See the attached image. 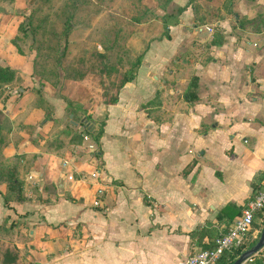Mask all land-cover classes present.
I'll list each match as a JSON object with an SVG mask.
<instances>
[{"label":"crops","instance_id":"1","mask_svg":"<svg viewBox=\"0 0 264 264\" xmlns=\"http://www.w3.org/2000/svg\"><path fill=\"white\" fill-rule=\"evenodd\" d=\"M186 1L172 0L179 6ZM50 2L77 5L0 0V66L14 71L4 101L0 96V156L15 165L22 186V200L14 201L0 182L1 240L16 249L19 264H185L263 182L264 30L244 35L242 45L229 36L218 46L190 47L187 69L197 77L191 102L182 98L188 79L170 78V67L186 49L180 42L194 34L192 9L168 25V39L148 42L116 102L97 103L104 116L99 158L106 184L93 206L95 186L85 177L91 167L87 154L77 152L85 140L54 144L64 126L58 108L64 112L65 105L35 76L28 50L20 53L12 43L28 15L57 17H44ZM196 29L195 36L208 42L210 33ZM180 60L175 63L187 64ZM154 97L163 121L138 109ZM260 220L258 213L250 240L258 237Z\"/></svg>","mask_w":264,"mask_h":264},{"label":"rangeland","instance_id":"2","mask_svg":"<svg viewBox=\"0 0 264 264\" xmlns=\"http://www.w3.org/2000/svg\"><path fill=\"white\" fill-rule=\"evenodd\" d=\"M66 1L62 0V3ZM186 3L193 11L190 28L197 31L196 27H204L210 38L223 32L224 40L230 36L235 38L233 42L242 45L246 44L244 35L264 30V0H187ZM54 6L53 2L44 5L43 13L44 17L56 14L55 19L46 21L35 13L31 14L19 22V27L16 26L18 32L15 31L12 39L16 40L20 53L22 48L28 50L38 68L35 76L42 78L49 88H54L55 94L62 99L64 112L58 108L64 123L62 131L71 132V141H75L85 124L93 130L91 134L102 128L104 116L96 109L97 103L103 97L113 95L122 75L127 70L132 71L130 63L134 57L144 53L150 40L164 37L161 19L168 21V33V25L178 18L177 5L172 0H77V5L70 8L71 23L67 34L63 33L67 9L63 11L60 5ZM195 31L179 45L187 49L202 46ZM193 53L190 50L186 56L182 55L187 64L172 62L170 70L175 69V72L170 78L185 79L192 74L187 68ZM51 111L46 107L45 118ZM68 114H71L70 118H67ZM84 140L77 152L87 154L92 169L94 160L90 152L94 144L89 138ZM253 222L252 226L255 225ZM0 236L1 251L5 243L1 239L5 235L0 233Z\"/></svg>","mask_w":264,"mask_h":264},{"label":"trees","instance_id":"3","mask_svg":"<svg viewBox=\"0 0 264 264\" xmlns=\"http://www.w3.org/2000/svg\"><path fill=\"white\" fill-rule=\"evenodd\" d=\"M74 1L77 4V0H74ZM68 6L63 8V11L65 9H67V12H68V14L66 16H65V14L63 15V17L65 16L63 18V22H64L63 23L64 24L63 25V33L64 34L65 33L67 34L70 30L69 27H70L71 22H70L69 16H71V11L75 7V6H73V7L72 6L68 7ZM186 7H187V3L183 4L181 6L177 5L176 6V13L179 15L181 13V11H183ZM70 8H72L71 11H70ZM30 16H31V14L28 17H30ZM176 19L174 18V21L172 22V24L176 23V21H177ZM161 22L163 24L162 35L166 39H168L169 35L167 33V27H166V24L168 23V21L161 19ZM19 25L20 24H18V27H19ZM24 27H27V26H24ZM17 32H18V29H17ZM255 33H258V30H256ZM17 38H18V36H17ZM224 38H225V34L223 32H221L216 37L212 36L208 40V42L202 44V46L200 45L199 48H208L209 46L221 45L224 41ZM236 38H237V36H236ZM12 43L16 44V40L12 39ZM16 47L18 48V46H16ZM187 50L188 49L186 48L179 55H175L174 62L181 61L180 59L182 58V55L185 53L183 56H186V53H189V51L187 52ZM190 55H192V54H189L188 56H190ZM142 56H143V52H141L140 54H138L134 57L133 61L130 63V68L132 69V71L130 72L129 70H127V72L122 75L121 80L119 81V83L114 88L113 95L110 98L103 97L102 103H104L106 105H110V104H114L116 102L118 90L122 87V85L125 82L131 81L134 78L135 73H136V69L142 62ZM180 56H181V58H180ZM204 59L206 61L211 60V58L208 55H206L204 57ZM32 64H33V61H32ZM33 66H34V73L36 74L38 68L35 67V64H33ZM128 72H130V73H128ZM13 78H14V71H12L11 69H9L6 66H4V67L0 66V96H1L2 101H4V99L6 97V95L2 96L3 90L8 88L7 85L8 84L10 85V83H12L11 81ZM39 79H42V78H39ZM187 79H188V82H187V85L185 87V90L182 93V98L185 101L191 102V101L196 100V98H197V95H196L197 77H196V75H194V73H192L188 76ZM157 96H158V93H156V97ZM157 98L154 97L151 100H147L144 103L139 104L138 109L142 110L147 116H149V117L152 116L154 119H156V121H161V120L163 121V118L161 117V114L159 112V108L156 107V102L158 101ZM46 107L50 108V106L48 104H45V109H46ZM157 112H159V113H157ZM46 113H48V112H45V115H46ZM90 128H91L90 126H87L85 124L84 129L82 128L83 132L82 133L78 132L80 134H79V136L76 135L78 139L75 141H71V139H72V138H70L71 132L69 133V131L64 132L61 130L60 134H57L56 138H54V140H53L54 144H56V146H61L65 142L78 143L81 140H83L84 138H89L94 144V148L91 150L90 156L96 161L97 165H101V161L99 158L100 157V155H99V151H100L99 150L100 149L99 138L102 134L103 126H102V128H99V130L97 132L92 133V134H91V132L93 130H90ZM66 134H68V135H66ZM64 137H66V140H64ZM0 142H1V138H0ZM0 182H3L5 184L6 191L8 194L11 195L12 200H14V201H21L22 200V186H21V182L19 181V178H18V172L16 170V167L14 164H6V163L2 162L1 156H0ZM7 200H8V198H5V197L3 198L4 205L7 204V202H8ZM258 213L261 214V220L259 221V226H261L263 218H264V209H261L260 211L256 212L253 215L251 223H252V221H254L253 223H255V217ZM251 223H250L249 230L246 231L245 235L243 236L241 244L237 248H235L229 252L223 253L214 264H231L233 259L243 249L251 246L255 242V240H250V233L252 231V228L254 227L251 225ZM255 225H256V223H255ZM2 228H3V226L0 225V230H2ZM212 245H213L212 242L206 241L204 245H200V249H210L212 247ZM2 247L3 248H1V251H0V264H17L16 249L14 247L10 246L8 243L7 244L4 243V245ZM251 263H257L258 264V260H257L256 255L253 256V261Z\"/></svg>","mask_w":264,"mask_h":264},{"label":"built area","instance_id":"4","mask_svg":"<svg viewBox=\"0 0 264 264\" xmlns=\"http://www.w3.org/2000/svg\"><path fill=\"white\" fill-rule=\"evenodd\" d=\"M67 163V160L63 161V164ZM88 178L92 180L95 186L91 204L99 206L101 197L105 192L106 182L102 177V168L96 162L89 172ZM261 178L263 180L261 186L245 200L239 214L217 234L212 241V247L210 249L197 248L191 251L185 259V264H214L223 253L229 252L241 244L243 236L249 230L253 215L264 209V173H262ZM254 255L257 256L258 264H264V245L245 261L251 263Z\"/></svg>","mask_w":264,"mask_h":264},{"label":"water","instance_id":"5","mask_svg":"<svg viewBox=\"0 0 264 264\" xmlns=\"http://www.w3.org/2000/svg\"><path fill=\"white\" fill-rule=\"evenodd\" d=\"M69 118L71 117V114L68 115ZM72 124H76V122H73L70 120ZM264 245V218L262 221L261 229L258 234V237L256 238L255 242L243 249L231 262V264H242L247 258L255 254L262 246Z\"/></svg>","mask_w":264,"mask_h":264}]
</instances>
